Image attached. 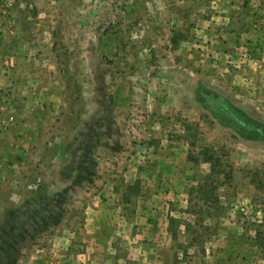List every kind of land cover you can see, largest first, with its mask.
I'll use <instances>...</instances> for the list:
<instances>
[{"label": "rangeland", "instance_id": "374dc122", "mask_svg": "<svg viewBox=\"0 0 264 264\" xmlns=\"http://www.w3.org/2000/svg\"><path fill=\"white\" fill-rule=\"evenodd\" d=\"M1 102L0 264H264V0H0Z\"/></svg>", "mask_w": 264, "mask_h": 264}, {"label": "crops", "instance_id": "0c3cea01", "mask_svg": "<svg viewBox=\"0 0 264 264\" xmlns=\"http://www.w3.org/2000/svg\"><path fill=\"white\" fill-rule=\"evenodd\" d=\"M7 105H10V107L13 108L14 106H17V104L13 100H9L7 102ZM4 108L5 106L1 102L0 103V142H2L1 138L5 137L3 135H7L6 136L7 141L5 142V145L7 147L6 151L10 153L9 162H11L12 157H14L13 155H16V153L20 152V147L22 153L24 149H27L29 147V144L31 143V137L34 135V130L31 121L32 123L36 122L38 127H42V126L44 127L47 125L46 123L47 115L46 113L42 112L39 113L38 118H35V116L30 114L31 112L25 109L16 110V111L14 110L13 114H11L12 112H10L9 114L7 113V110ZM35 115H37V113ZM1 148L3 147H1L0 145V149ZM12 166H17V164Z\"/></svg>", "mask_w": 264, "mask_h": 264}, {"label": "trees", "instance_id": "16d2710c", "mask_svg": "<svg viewBox=\"0 0 264 264\" xmlns=\"http://www.w3.org/2000/svg\"><path fill=\"white\" fill-rule=\"evenodd\" d=\"M258 245H260V246H261V245H263V244H262V243H261V241H260Z\"/></svg>", "mask_w": 264, "mask_h": 264}]
</instances>
